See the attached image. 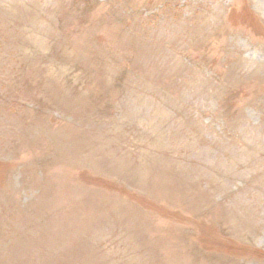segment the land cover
Instances as JSON below:
<instances>
[{"label":"rangeland","instance_id":"1","mask_svg":"<svg viewBox=\"0 0 264 264\" xmlns=\"http://www.w3.org/2000/svg\"><path fill=\"white\" fill-rule=\"evenodd\" d=\"M0 264H264V0H0Z\"/></svg>","mask_w":264,"mask_h":264}]
</instances>
